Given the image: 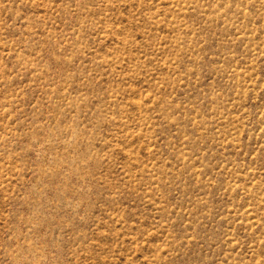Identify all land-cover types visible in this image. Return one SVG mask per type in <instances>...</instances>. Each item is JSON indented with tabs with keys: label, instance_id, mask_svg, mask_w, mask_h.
<instances>
[{
	"label": "rangeland",
	"instance_id": "374dc122",
	"mask_svg": "<svg viewBox=\"0 0 264 264\" xmlns=\"http://www.w3.org/2000/svg\"><path fill=\"white\" fill-rule=\"evenodd\" d=\"M0 264H264V0H0Z\"/></svg>",
	"mask_w": 264,
	"mask_h": 264
}]
</instances>
